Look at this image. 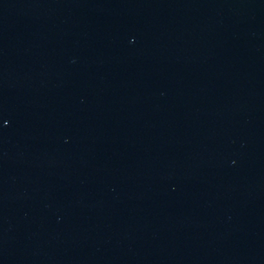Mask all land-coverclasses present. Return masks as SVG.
Listing matches in <instances>:
<instances>
[{"label": "water", "instance_id": "obj_1", "mask_svg": "<svg viewBox=\"0 0 264 264\" xmlns=\"http://www.w3.org/2000/svg\"><path fill=\"white\" fill-rule=\"evenodd\" d=\"M0 264H264V0H0Z\"/></svg>", "mask_w": 264, "mask_h": 264}]
</instances>
